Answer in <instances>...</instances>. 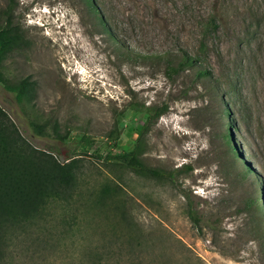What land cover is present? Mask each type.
<instances>
[{
  "label": "rangeland",
  "instance_id": "374dc122",
  "mask_svg": "<svg viewBox=\"0 0 264 264\" xmlns=\"http://www.w3.org/2000/svg\"><path fill=\"white\" fill-rule=\"evenodd\" d=\"M10 3L26 43L2 60L1 74L9 83L26 79L29 94L20 103L0 81V105L38 147L58 135L70 148L81 147L83 137L94 141L90 154L76 155L72 200L79 229L53 220L15 246L14 262L84 264V252L105 240L110 257L102 264H264L240 192L219 170L220 152L212 146L213 133L231 121L234 146L253 169L258 202H264V0H0V11ZM181 56L199 58L219 84L229 113L217 124L204 120L203 86L188 70L168 69L167 61ZM162 103L168 109L150 127L144 162L192 166L178 183L213 223L203 234L186 215L177 185L142 178L119 159L93 154L113 138L112 155L129 150L143 121L137 109ZM28 119L45 123L47 136L33 135ZM104 183L142 232L134 253L125 242L128 222L111 206L87 214L84 201ZM62 207L58 212L71 218L69 206ZM83 220L91 224L87 230ZM112 223L119 230L110 233ZM221 247L236 258L221 254Z\"/></svg>",
  "mask_w": 264,
  "mask_h": 264
},
{
  "label": "trees",
  "instance_id": "16d2710c",
  "mask_svg": "<svg viewBox=\"0 0 264 264\" xmlns=\"http://www.w3.org/2000/svg\"><path fill=\"white\" fill-rule=\"evenodd\" d=\"M13 11V3L7 4L0 11V81L22 103L29 94L27 80L21 79L17 83H9L8 79L1 74L2 60L10 52L21 48L26 43V38L19 31L18 23L14 19ZM196 60L198 61L187 56L179 57L177 62L169 59L167 61L168 69L171 73L188 70L192 81L203 86V96H208L209 103L201 109L206 115L204 120L206 122L214 120L217 124L222 114L228 115L229 111L222 99L219 84L201 66L200 59ZM167 109L168 107L164 103L140 106L137 110L143 121L134 128L136 136L132 147L129 150H124L121 154L114 155L109 150L102 155L99 153L100 148H96L93 154L105 159H119L122 165L142 178L152 179L157 183L177 185L181 196L185 199L183 205L186 215L198 232L203 234L204 226L209 227L213 223L194 204L187 188L183 187V183H178V178L188 174L192 170V166L183 163L171 169H163L149 166L144 162V154L148 150L147 135L150 127ZM215 122L208 123V125L215 126ZM231 124V121H227L224 130L213 133L215 141L212 146L218 148L217 152H220L219 155L217 154L219 170L224 176L230 178V182L240 192L241 211H245L249 217L250 233L259 245L264 258V202H258L259 196L256 194L254 179L251 177L253 169L234 146L230 133ZM27 127L33 135L47 136L45 123H37L34 119H28ZM58 136L59 140L49 143L47 147L36 146L20 131L10 113L0 105V264H16L14 262L17 251L15 246L23 243L37 230L41 232L47 230L55 219H60L57 220L58 224L69 225L73 230L79 229L74 220L75 216H73L75 212H79V208H76L77 203L72 200L76 192L77 172L80 166V159L76 158V155L90 154L94 141L83 137L81 147L70 148L67 146L64 136ZM113 141H115L114 138ZM114 191L109 183H104L100 194L94 199L87 198L84 201L83 204L88 206L87 214L96 206L106 208L111 206L116 216L120 214L121 219H126L124 202L112 199ZM260 199L262 200L263 197L260 196ZM63 205L64 207L69 206L71 218L62 216L63 212H58V209L63 208ZM104 212L106 214V211ZM57 215L60 218H56ZM124 221L128 222L127 225L124 224V228L129 231L127 233L124 230L125 242L131 253H134L133 250H136L142 232L130 220ZM81 223L80 226L86 230L88 226H91L89 221L83 220ZM116 228L119 230L118 226L112 223L109 229L110 233ZM104 241L101 240L98 246L84 252V264H102L104 258L110 257V247L105 245ZM113 242L111 241V243ZM220 252L225 256H235L225 247H221Z\"/></svg>",
  "mask_w": 264,
  "mask_h": 264
},
{
  "label": "built area",
  "instance_id": "2783aa9c",
  "mask_svg": "<svg viewBox=\"0 0 264 264\" xmlns=\"http://www.w3.org/2000/svg\"><path fill=\"white\" fill-rule=\"evenodd\" d=\"M104 146H107L108 148H106V149H102V148H100V150H99V153L100 154H102V155H104L106 152H108V150L109 151H112V149L114 148V146H115V142H113V141H111V140H108V141H105L104 142Z\"/></svg>",
  "mask_w": 264,
  "mask_h": 264
}]
</instances>
